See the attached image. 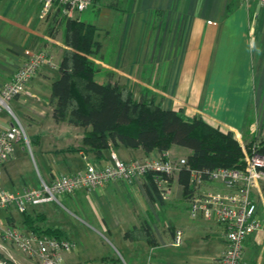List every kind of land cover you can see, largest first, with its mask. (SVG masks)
<instances>
[{
    "label": "crops",
    "instance_id": "obj_1",
    "mask_svg": "<svg viewBox=\"0 0 264 264\" xmlns=\"http://www.w3.org/2000/svg\"><path fill=\"white\" fill-rule=\"evenodd\" d=\"M40 8L37 0H0V92L32 52L45 50L61 60L67 49L66 27L59 11L43 20ZM87 9L93 11L84 18L82 12L78 15L98 29L96 37L102 48L90 58L98 65L95 76L98 74L99 82L125 84L137 99L155 97L166 109L182 111L189 118L201 116L224 132L240 135L246 143L264 133V2L97 0ZM61 61L55 67L44 63L27 92L9 102L16 117L28 126L37 170L26 142H16L14 156L0 171V189L20 192L35 188L41 179L49 182L61 174H73L88 162L110 165L112 151L126 161L159 154L122 144L112 145L100 155L82 150L85 128L66 121L57 123L52 116L49 96L52 83L61 75L53 70ZM12 120L9 111L0 110V131L9 128ZM175 147L182 151L175 154ZM167 152L175 157L187 155L185 148L176 145ZM201 189L226 188L220 181L210 180ZM171 191L164 200L143 177L111 179L97 188L63 194L62 204L43 203L30 210L44 213V226L60 229L63 238L76 243L75 249L65 252L66 260L119 264L125 254L132 256L130 250L135 246L146 254L148 246L159 243L164 235L170 233L173 238L177 226L165 224V229L159 222L167 203H188L178 173L173 176ZM254 198L264 224V181L254 191ZM12 208L9 213L1 212L3 217L14 216L13 223L25 230L21 213ZM207 221L218 226L223 253V227L213 219ZM147 225L156 243L143 236L135 240L126 236L127 230ZM102 236L111 237L107 240L112 247ZM243 250L248 264H264V225L247 236Z\"/></svg>",
    "mask_w": 264,
    "mask_h": 264
},
{
    "label": "built area",
    "instance_id": "obj_2",
    "mask_svg": "<svg viewBox=\"0 0 264 264\" xmlns=\"http://www.w3.org/2000/svg\"><path fill=\"white\" fill-rule=\"evenodd\" d=\"M41 2L39 18L47 19L54 10L71 18L87 10L93 0H37ZM264 2V0H259ZM48 63L58 65L54 56L45 50L32 52L25 63L6 82L0 92V110L12 113L9 128L0 131V171L5 162L15 154L16 142L24 140L30 145L25 126L10 107V100L27 92L28 84L40 67ZM261 135V134H259ZM257 135V136H259ZM245 152L243 169L222 166L218 168H194L188 165L187 157H175L167 151L158 156L134 158L126 161L111 153L110 165L97 166L88 162L84 169L73 174H61L49 182L41 179L35 187H27L20 192L0 189V212L9 213L15 207L20 213L38 204L57 202L62 204V195L74 193L80 188H97L111 179H136L143 177L159 199H168L172 194L173 176L187 168L191 171L192 192L188 195L189 212L194 218L215 220L223 227L224 250L216 259V264H248L244 260V242L250 233L262 229L260 211L254 191L260 189L264 181V155L253 147L249 151L243 138L235 134ZM256 136V137H257ZM246 149V150H245ZM220 181L225 190H202L207 181ZM184 229L176 227L173 244L184 243ZM8 244L16 246L25 254L36 258L41 264H75L65 259V252L75 249L76 243L68 238L55 235L35 234L25 231L16 224L0 218V251L9 252Z\"/></svg>",
    "mask_w": 264,
    "mask_h": 264
},
{
    "label": "trees",
    "instance_id": "obj_3",
    "mask_svg": "<svg viewBox=\"0 0 264 264\" xmlns=\"http://www.w3.org/2000/svg\"><path fill=\"white\" fill-rule=\"evenodd\" d=\"M60 17L66 27L67 49L59 65L61 75L52 83L50 105L55 122L66 121L85 128L82 150L88 148L100 155L112 145L122 144L141 147L147 153L165 152L176 145L187 150V163L194 168L245 167V152L233 131L224 132L201 116L189 118L182 111L166 109L155 97L137 99L132 89L120 82L97 81L99 68L90 58L102 48L96 37L97 26L79 16ZM246 146L264 155V133ZM178 178L188 196L192 192L190 169L181 170ZM30 209L21 213L25 231L63 238L60 229L42 224L44 213ZM13 217L8 214L4 220L16 224ZM126 236L133 240L143 236L147 242L156 243L148 225L127 230Z\"/></svg>",
    "mask_w": 264,
    "mask_h": 264
},
{
    "label": "rangeland",
    "instance_id": "obj_4",
    "mask_svg": "<svg viewBox=\"0 0 264 264\" xmlns=\"http://www.w3.org/2000/svg\"><path fill=\"white\" fill-rule=\"evenodd\" d=\"M92 11V9H87L85 12H82L83 18ZM78 16L79 15L77 14V17ZM55 60L59 62L61 61L58 60L57 57H55ZM58 68L59 67H56L55 70H53L54 74L59 72ZM95 79L97 81L100 80L98 74L95 76ZM24 126L28 136V126L26 124H24ZM244 144V146H246V141H244ZM26 145L29 151L30 161H32L31 163L34 166V170H37V162L33 155L34 151L30 148L28 143H26ZM247 148L248 147L246 146V149ZM175 149L178 148L175 147ZM247 150L249 151V149ZM178 151L175 154L180 153L182 150L178 149ZM187 205L188 203L185 201H177L174 202V204L167 203L165 209L160 213L161 219L159 225L162 228H165V224H167L184 229V243L182 245H174L173 238L169 233L159 239L160 242L156 245H147L148 250L146 254L141 249L138 250L135 246V248L130 250L132 256H130L131 254H125V259L121 257L119 264H215L214 258L219 257V255L222 254L220 250L223 247L219 228L213 221H207L202 217L194 218L190 215ZM60 207L62 211H65L62 206ZM11 209L13 208L11 207ZM2 217L3 214L1 213L0 218ZM102 238H104L103 240L109 244L107 238L109 239L111 237L102 236ZM109 245L112 247L111 244ZM8 247L10 249L9 252L0 251V264H41L39 260L25 254L16 246L8 244ZM114 249L119 254L115 246Z\"/></svg>",
    "mask_w": 264,
    "mask_h": 264
}]
</instances>
